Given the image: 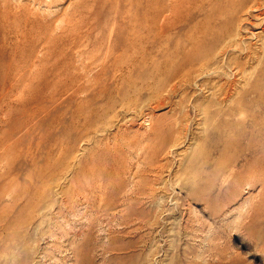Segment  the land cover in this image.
<instances>
[{
  "label": "rangeland",
  "instance_id": "374dc122",
  "mask_svg": "<svg viewBox=\"0 0 264 264\" xmlns=\"http://www.w3.org/2000/svg\"><path fill=\"white\" fill-rule=\"evenodd\" d=\"M0 264H264V0H0Z\"/></svg>",
  "mask_w": 264,
  "mask_h": 264
},
{
  "label": "bare ground",
  "instance_id": "6f19581e",
  "mask_svg": "<svg viewBox=\"0 0 264 264\" xmlns=\"http://www.w3.org/2000/svg\"><path fill=\"white\" fill-rule=\"evenodd\" d=\"M259 1V0H258ZM260 3V2H259ZM258 6V5H257ZM171 12V11H170ZM263 15V14H262ZM168 18V17H167ZM169 19V18H168ZM168 25H170V24H168ZM238 65V64H237Z\"/></svg>",
  "mask_w": 264,
  "mask_h": 264
}]
</instances>
